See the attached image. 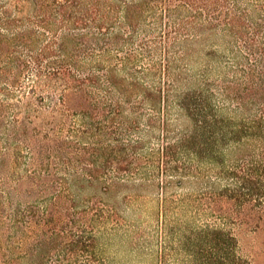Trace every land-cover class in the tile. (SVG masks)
Returning a JSON list of instances; mask_svg holds the SVG:
<instances>
[{
    "label": "rangeland",
    "instance_id": "1",
    "mask_svg": "<svg viewBox=\"0 0 264 264\" xmlns=\"http://www.w3.org/2000/svg\"><path fill=\"white\" fill-rule=\"evenodd\" d=\"M108 6L116 11L107 15ZM160 7L158 0H0V264H183L181 229L186 218H193L195 208L187 205V200L194 199L188 197L185 189L164 196L156 187L163 176L147 159L151 150L157 151L166 143L157 140L160 133L157 115L143 103L140 90L130 88L137 67L130 66L128 71L119 67L118 48L123 52L136 47L116 46L117 51L110 48L109 55H103L97 47L100 41L94 39L106 34L111 18L116 21L111 32L125 35L124 12L132 13L139 8L157 12ZM227 7L232 9L231 4ZM238 10L242 12L241 20L258 19V15H249L244 1ZM150 25L146 18L141 29L148 30ZM220 34L221 31L207 41L195 42L198 44L189 62L190 73L200 72L203 55L209 52L216 57L211 58L214 77L220 73L218 66H221L228 70L230 79H226H237L242 87L264 81L255 57L235 44V37ZM244 34L245 31L241 36ZM174 49L170 48V52L174 53ZM34 54H44L45 70L56 64L75 71L81 67L84 72L98 67L100 72L113 70L116 84H121V80L129 84L128 98L121 100L109 92L87 88L84 98H71L68 105L61 107L57 102L60 86L55 80L40 82L32 88L37 73L34 65L27 64V59ZM61 54L62 63L57 60L53 64L51 58ZM142 62L145 66L152 61ZM23 64L27 68L18 73ZM249 69H254L257 75L253 82L243 75ZM13 72L17 75L11 83L8 78ZM130 72L132 76L127 77ZM159 81L157 76L151 79L154 83ZM110 104L119 106L118 110L111 109L120 113L118 116L107 110ZM83 107L84 115L70 111ZM249 109L252 113L258 110L253 106ZM168 114L171 130L177 133L178 126L173 121L176 112L172 110ZM138 115H141L139 119ZM101 120L109 126H118L111 131L119 136L129 132L127 137L123 136L127 140L123 141L124 148L130 150H123L126 157L120 167L127 166L124 174L106 167L105 158L100 156L103 153L93 145L97 143L92 137L95 135L103 143V149H107L105 142L109 137L105 133L100 135L102 129L97 125ZM18 123L26 129L25 133L19 127L16 129ZM117 134L114 137L122 140ZM29 136L34 137L31 143L27 141ZM176 136L169 142L173 149L179 147ZM33 158L38 159L33 161ZM92 169L100 179L94 189H89L83 170ZM128 170L140 173L127 175ZM75 178L81 183L76 185ZM83 179L87 182L83 183ZM18 181L24 183V189L8 197V187H14ZM111 183L128 184L126 191L114 197V206L96 191ZM240 201L231 209L244 217L246 229L253 230L255 223L246 216L260 213L264 206ZM164 212L168 215L165 229L161 225ZM195 218L188 225L192 233L202 222ZM79 233L81 244L70 248L75 234ZM242 236L243 240H253L251 235Z\"/></svg>",
    "mask_w": 264,
    "mask_h": 264
},
{
    "label": "trees",
    "instance_id": "2",
    "mask_svg": "<svg viewBox=\"0 0 264 264\" xmlns=\"http://www.w3.org/2000/svg\"><path fill=\"white\" fill-rule=\"evenodd\" d=\"M243 1L250 10L249 15H258V19L241 20L242 12L238 7ZM158 2L161 7L157 12L147 8H139L132 13L124 12L122 19L127 28L125 35L111 32L116 28V21L111 18L106 34L94 39L100 41L97 47L103 55H109L110 48L117 51L116 46L136 47L123 52L122 48L117 47L120 49L118 55H121L119 67L126 71L130 66L137 67L136 78L130 88H138L143 103L157 115L160 132L157 140L166 143L157 151L151 150L147 159L151 167L163 176L158 180L156 187L159 194L164 196L176 193L177 189H185L190 195L188 197L194 199L187 200V205L195 208L194 214H191L193 218H186L185 227L181 229L183 264H264V210L246 216L247 220L254 221L256 226L253 230H248L243 225L245 221L240 212L231 209L241 202L240 200L258 204L259 207L264 206V81L253 82L257 75L254 69H249L246 73L243 72V75L249 76L253 85L242 87L237 79L228 80V70L221 66H218L220 73L214 77L215 68L211 58L216 57L209 52L203 55L204 64L197 75L191 74L189 68V62L195 52L194 46L198 44L195 42L207 41L221 31V36L229 34L235 37V44L241 46L240 48L244 47L248 55L255 57L261 76H264V0ZM228 4H231L232 9L227 7ZM106 10L107 15L109 11H116L110 6ZM146 18L151 25L148 30H143L141 25ZM243 31L245 34L241 36ZM175 47L177 49H174ZM170 48L175 50L174 53L170 52ZM62 58L61 54L51 59H54L55 64L57 60L62 63ZM28 59L27 64L34 65L37 73V82L32 88H36L40 82L44 84L55 80L57 86H60L57 102L61 107L68 105L71 98H84L87 88L109 92L110 95L119 96L121 100L128 98L129 84L124 80H121V84H116L117 76L113 70L100 72L98 67L84 72L86 70L81 67L75 71L71 67L57 64L45 70L47 66L44 67V54H34ZM150 59L152 62H144V66L142 61ZM137 63L142 65L137 66ZM27 64L19 66L18 73H22ZM16 75L17 72L11 73L8 80L13 83ZM130 76L132 72L127 74V77ZM155 76L161 82H151ZM33 93L35 90H32ZM27 97L26 95L25 98ZM43 101L44 99L39 103L42 104ZM252 106L254 109L258 108V113L250 111ZM84 109L83 107L70 111L84 115ZM111 109L118 110L117 104L108 105L107 110H110L112 115L120 114ZM172 110L176 112L173 121L178 126L177 133L171 130L173 125L168 113ZM140 117L141 115L137 116L138 119ZM151 121L149 119L150 124L153 123ZM137 123L139 125V121ZM104 124L106 126H103ZM97 125L102 129L99 134L105 133L109 137L108 142H105L107 149L104 150L100 139L92 135L93 140L97 142L93 145L98 147L99 152L103 153L100 156L106 160L105 166L116 168L117 172L123 171L122 174L126 173L127 166L121 168L120 165L126 157L123 150L130 151L124 148L126 145L123 142H127L123 136L127 137L129 132L119 136L111 131L118 129V126H109L104 120ZM122 125L119 123L120 129H123ZM17 127L20 132H26L20 123L16 129ZM138 128L139 126L137 130ZM14 132L17 135V131ZM116 134L122 140L116 139ZM173 135H177V149L169 145ZM32 138L34 137H27V141L31 143ZM110 145H113V148ZM36 159L38 158H33V161ZM87 171L83 170V173L87 175L88 182L85 179L82 182H87L89 189H94V185L99 184L100 177L94 169ZM134 173L138 171L128 170L127 175ZM73 182L78 185L81 180L75 178ZM122 183L101 186L96 188V191L114 206V197L127 190L128 184ZM33 184L32 179L31 187ZM24 187V183L18 181L14 187H8L7 196L20 194ZM112 198L114 199L111 200ZM195 217L202 222L192 233L193 230L188 225L194 222ZM167 219L166 212L161 214V225L164 229L168 223ZM243 234L251 235L253 240H243ZM80 237V233L75 234L70 248L79 247L82 239Z\"/></svg>",
    "mask_w": 264,
    "mask_h": 264
}]
</instances>
